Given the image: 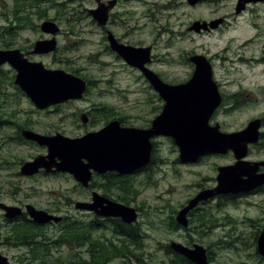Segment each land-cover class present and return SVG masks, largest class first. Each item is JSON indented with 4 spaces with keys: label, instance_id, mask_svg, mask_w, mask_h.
<instances>
[{
    "label": "rangeland",
    "instance_id": "374dc122",
    "mask_svg": "<svg viewBox=\"0 0 264 264\" xmlns=\"http://www.w3.org/2000/svg\"><path fill=\"white\" fill-rule=\"evenodd\" d=\"M127 1L128 6L121 10H131L133 13L129 17L135 18L131 22L138 24L130 38L155 45L157 56L154 66L162 64L163 70L179 79H186L192 66L185 62V57L191 51L203 53L213 62L227 92L241 90L245 97L251 93L246 98L247 104H239L238 109L226 110L227 103L225 108L221 107L218 120L225 131L240 130L249 120L264 116V64H261V58L264 57V1H251L252 6L242 15L235 14L238 0H208L203 5H190L186 0ZM59 2L63 7L61 15ZM150 2L158 4L154 12L146 5ZM14 7V0H0V48H8L4 46L6 43L3 40H12L11 47L21 48L27 54L31 50L30 44L41 31L37 32L27 26L18 27L14 29V39H10V34L5 32L11 26L10 19L14 20ZM93 7L95 0H46L41 3V9L47 12L49 18L61 17V69L72 73L76 69L78 75H86L94 80L90 92L84 98L73 104L61 105V130L69 136L83 135L87 126L81 123L80 113L94 103L123 111L129 116L128 125L147 127L160 112L155 107L160 103L156 91L144 85L140 76L126 69L122 61L107 49L103 33L88 10ZM32 15L34 23H41L39 14ZM220 17L227 20V24L222 27L202 32L188 29L195 20L210 21ZM28 56L32 60L42 61L49 68L60 67L58 53ZM2 67V72L13 74L8 72L10 65ZM3 88L4 93H0V110L13 115L12 121L28 122L39 132L54 131L59 126L60 115L56 107L50 110L37 109L26 95L16 90L11 80L7 79ZM73 113H77V116ZM14 125L0 123V201L12 204L19 198L43 207L49 205L47 200L56 201L63 215L90 220L89 213L74 207V201L83 200L87 194L77 186L72 175L63 173L30 178L20 174V160H29L43 149L37 144L10 139L8 136L16 134ZM94 127L98 128L97 125ZM94 127L89 126L88 129ZM155 141V163L147 171H136L126 176L127 189L116 190L114 194L123 195L129 205L139 210L137 224L143 247L137 253L141 259L138 261L133 255H127L124 259L119 256L107 264H168L169 254H166L165 246L173 240L185 243L190 238L194 243L205 246L208 253L213 252L215 258L211 259L210 264H264L254 253L252 243L255 226L248 220L264 218V193L241 197L237 202L219 207L215 202L209 203L200 211L201 214L207 211L205 220L208 217L211 219L203 225L205 232L189 235L184 229L173 227L174 211L186 203L199 184H207L209 178L217 174L218 165L233 162V154L184 163L178 159L179 149L173 140L161 136L156 137ZM251 149L248 159H264V143L260 147L252 146ZM68 198L74 201L69 203ZM226 213L238 220V223L226 219ZM63 225L61 223V228ZM2 226L4 231L10 228ZM234 227L244 232L236 234L233 232ZM60 230V226L54 223L48 227V233H51L53 239L49 240V245L42 252L43 258L34 259L33 262H23L26 255H32L26 247L3 251L12 257L11 264H62L61 259L72 258L74 254L77 259L88 256L86 247L74 248L59 241ZM108 236L112 238L113 234L108 233ZM238 237L242 239L240 244L237 243ZM113 241L121 244L117 238H113Z\"/></svg>",
    "mask_w": 264,
    "mask_h": 264
},
{
    "label": "water",
    "instance_id": "95a60500",
    "mask_svg": "<svg viewBox=\"0 0 264 264\" xmlns=\"http://www.w3.org/2000/svg\"><path fill=\"white\" fill-rule=\"evenodd\" d=\"M195 4L199 0H188ZM264 0H239L236 11L239 13L248 2ZM111 5H100L89 12L100 24L109 19ZM223 18L211 21L195 20L189 30L201 32L217 28ZM43 32L52 37L39 39L32 53L47 54L57 50L59 25L55 20L45 19L41 23ZM111 46L130 64L140 68L150 80L155 91L164 99L162 112L155 116L150 127L121 126L119 120H113L102 129L87 132L82 136L71 137L62 133L47 135L31 128H23L22 136L38 142L48 148L47 154H39L25 161L20 167L23 175H34L41 169L47 172L61 171L70 173L83 186H89L93 173L116 171L120 174L134 173L152 161L153 138L169 136L179 148L180 160L184 163L196 162L201 156L212 153H234L236 161L219 167L214 188L204 189L191 198L176 216L179 224L188 225V213L200 201L217 194L237 193L253 189L264 183V173H258L264 160L248 161L244 159L249 145L260 139L262 120L252 119L241 130L221 131L219 124L209 123L213 112L222 103V94L213 79V67L209 58L200 53L190 59L195 65L192 77L180 84H169L146 66L151 60L150 47H135L119 43L112 33L109 34ZM8 63L16 71L15 83L25 92L39 109L66 102L70 99H82L89 87L88 81L72 72L58 68H48L42 61H34L20 48H0V66ZM87 122V114L81 115ZM8 218L18 216L22 209L7 203H0ZM76 209L94 211L99 216L120 217L125 222L138 221L135 207L93 192L92 201L77 200ZM29 215L40 224L60 222L63 217L46 210L27 205ZM171 248L195 264H209L207 249L194 244L192 247L179 241H171ZM258 251L264 255V231L258 238ZM8 258L0 253V264H8Z\"/></svg>",
    "mask_w": 264,
    "mask_h": 264
},
{
    "label": "flooded vegetation",
    "instance_id": "af4514ba",
    "mask_svg": "<svg viewBox=\"0 0 264 264\" xmlns=\"http://www.w3.org/2000/svg\"><path fill=\"white\" fill-rule=\"evenodd\" d=\"M45 1L46 0H43L42 3H44ZM186 1L189 3L188 0H186ZM207 1L208 0H199L195 4H190V3L189 4L190 5H203ZM127 2H128L127 0H95V7H93V8H97L100 5H106V6H108V5L110 6L111 5L112 6V7H110V10H109V19L107 20V23L106 24H100L96 19H93L98 24V26L100 27V30L103 33V38H104V41L106 43L107 49H109L113 54H115L118 57V59H120L122 61V64H123V66L126 69H129V71H133L138 76H140L139 78H140L141 81L144 82V85H147L150 88H153L154 89V87L152 86V83L145 76V74L143 73V71L140 68L136 67V66L130 65L111 46V41L109 39V34L110 33H112L114 35V37L116 38V40L119 43H123L125 45H132V46H135V47H147V46H149L150 47V50H151V54H150L151 60L148 63H146V66L149 69H151L152 71H154L156 74H158V76L163 81H165V82H167L169 84H172V85L180 84V83H184V82L188 81L192 77L193 72L195 70V65L192 62V60L190 59V57L195 52L191 51L190 54L188 53V56L185 57V62L186 63H189L192 66L191 67V70H190V73H189V75H188V77L186 79H179L177 76H174L173 74H171V72L163 70V68H161L162 67V64L161 65L159 64L157 67L154 66V64L156 63V56H157V54L155 52L156 51L155 50V45L154 44H151V43H149V44L142 43L140 41H135V40H133V39L130 38V35L131 34L133 35L135 33L134 31H135V28L138 27V24L135 23V22L134 23L131 22L132 19L135 20V18H130L129 17V15L131 13H133V12H131V10H121V9H124L126 6H128V3ZM56 3H58V1H56ZM146 5H149V8H148V6H147V8L150 11H153V12L156 10V8H158V6H157L158 4H156L155 2H150V3H147ZM59 6L61 8V2H59ZM251 6H252V2L246 3L245 8L241 12H239V13L237 11H235V14L236 15H242L248 9H250ZM93 8H89V9H93ZM45 19H49V18H45ZM45 19H42L41 23ZM52 20H55L58 23V25H59V31H58L57 36H56L57 37V50L55 52H50V53H47V54H43V53H32V50L34 49V45H35V43L39 39H46V38L52 37L51 34H48V33L43 32V30L41 29V23H33L31 25H29V24L28 25H21L20 27L27 26V27H31L32 29H34L37 32L39 30L41 31V34L36 38V40L33 43L30 44V49L31 50L27 54L28 55H31V54H35V55H49V54L58 53V55H59L58 56V62L60 64V67L58 69L61 70V31H62L61 30V17L58 18V19H53L52 18ZM226 24H227V20L225 18H223L222 24L219 27H222V25H226ZM0 28H2V27H0ZM121 30H125V32L121 33L120 32ZM210 30H212V29L204 30V31H210ZM14 37H15L14 35L13 36H10V39H14ZM58 37H59L60 40L58 39ZM9 48H13V47H9ZM21 50L23 51V49H21ZM29 59H31V57H29ZM261 59H262L261 60L262 61L261 64L262 63L264 64V57H262ZM212 64H213V62H212ZM6 65H8V64H6ZM218 76H219V74H218V72L215 71L214 66H213V79L216 81V83H217V85L219 87V90H220V92L222 94V103L213 112V114L211 115L209 123L211 125L219 124L220 128L222 130H224L223 129V126H221L220 121L218 120V117H219V115L221 113L220 112L221 107L225 108L224 107L225 106V103H227V106L225 108L226 110L227 109L228 110L238 109L240 107L239 104H243V105L247 104L248 101L246 100V98L250 97L251 96V93L246 94L247 97L244 96L245 93L242 92L241 90H238V91H235V92L228 91L229 92L228 93L226 91V89H225L224 83L220 81V79H219ZM93 81L94 80L92 79V83L91 84H93ZM88 83H89V81H88ZM89 87H91L90 84H89ZM87 94H88V90H87V92H86L85 95H87ZM155 95L157 97V100H159V102H160L159 105H157L155 107H156V109H158L160 111L159 113H161L162 112V109H163V106L165 104V101H164V99L157 92L155 93ZM77 101H80V99H70V100H68L66 102H63V103L60 102V103L55 104V105H52V106H50L48 108L40 109V110H50L51 107H56V109L59 111V115H60L59 116V120H60L59 121V126L54 131L47 130V131H43L41 133H44V134H47V135H54V134H56L58 132L59 133H62V134H65L61 130V105L73 104V103H75ZM84 112L87 114V122H83L82 121V118H81V115ZM73 115L74 116H77V113H73ZM128 117L129 116H127L126 113H124L123 111H120L118 109H115L112 106H107L106 104H97V103H94L93 106H91L89 109L82 110V112L80 113L81 123L83 125L87 126L86 127L87 130H86L85 133H87V132H94V131L100 130L104 126H106L108 123H110L111 121H113V120H119L121 126H129L128 125L129 124V122H128L129 120L127 119ZM260 118L262 120V127H263V125H264V116H262ZM5 122L6 123L15 124L14 125V128H15V133L16 134L14 136H8V137L10 139H15L17 141L18 140L20 141V139L18 138L19 132L21 133V130L24 127H20L18 125L19 122L16 123V121H12L11 119H9L8 121H1L0 120V123H5ZM96 125L98 126V128L94 127ZM150 125H151V122H150ZM30 126H31V128H33L31 124H30ZM89 126H92L94 128L88 129ZM149 126H147V127H149ZM67 136H69V135H67ZM71 137H78V136H71ZM158 137H161V136H158ZM155 138L153 139L154 148H153L152 163L149 166H151L152 164L155 163V155L154 154H155V151H156V144H157V142L155 141ZM21 142L22 143L26 142V143L37 144V145H39L43 149V151L41 153H38V154L32 156V158L29 159V160L34 159L39 154H47L48 153V148L45 145H40L36 141H32V140L31 141H27V140L25 141V139L24 140L22 139ZM263 143H264V131H262V133L260 135L259 142H257L254 145H251V147L252 146H253V148L256 147V146L260 147L261 145H263ZM251 147L249 149V153L250 154H251V151H252ZM228 153H232L233 156H234V153L232 151H230ZM228 153H226V154H228ZM249 153H248L247 156L250 155ZM226 154H221V153L206 154V155L201 156L196 162H199L200 160H202L204 158L216 157V156H220L221 157V156L226 155ZM247 160H250V159L247 158ZM262 160H264V159H262ZM25 161H27V160H22V161L20 160L21 163H20L19 166L21 167V165ZM235 161H236V159H235V156H234V161L233 162H230V163L224 164V165L232 164ZM250 161H255V160H250ZM258 161H261V160H258ZM149 166H147V167H145L143 169H140L139 172L147 171ZM220 166H222V165H218L217 166V174H218V170H219V167ZM63 173H66V172H61V171H52V172L50 171V172H47L45 169H41L39 171V173L34 174V175H23V174L22 175L23 176H28L30 178H34V177H39V176H57V175H61ZM258 173H264V165H261L259 167ZM217 174L214 177L209 178V181H208L207 184H199L198 185V189L195 192H193V194L191 196H189V198H187L186 203L182 207H184L188 203V201L191 198H193L194 196H196L200 191H202L204 189H211V188H214L215 186H217V184H218ZM128 175H130V174H120L119 172H116V171H107V172H104V173L94 172L93 173V179L90 182L89 186H87V187L86 186H83L79 182H77L78 183L77 186L82 191H84L87 194L86 196H84V199H83L84 201H92V199H93V192H98V193H100L102 195H105L106 197H108L110 199H113V200H116V201L123 202V203L127 204L124 201L125 197L123 195H117L116 196L114 194L117 193L116 190L117 191H121V190L124 191V190L127 189L126 184H125V181H126L125 180V177L128 176ZM93 183L95 184L94 185L95 187H92L91 186V184H93ZM114 184H116V185H114ZM107 187H108V189H107ZM114 190H115V193H114ZM0 192H1V189H0ZM255 193H264V183L261 184V185H259V186L254 187L253 189L239 191L237 193L217 194V195L212 196V197H210V198H208L206 200H202V201L199 202V204L194 209H192L188 213V225L185 226V227L184 226H181L179 230H183L184 229L189 235H191L193 233H202V232H205V226L203 227V225H204V223H206V222L209 221L210 217H208L209 218L208 220H205L206 219L205 216H207L205 213L207 211L204 214H201L200 211L203 210V208L206 205H208L209 203H214L215 202L216 205H218V207H219L222 204H227V203H231V202L232 203L233 202H237L239 200V198L245 197V196H249V195H252V194H255ZM79 200H81V199H79ZM68 201H70L69 203H72L74 200L72 198H70V199L68 198ZM75 201H74V203H75ZM0 203H6V202L0 201ZM47 203L49 205L50 204L51 205L50 206L48 205L47 207H43V206H40V205L34 203L33 201H28V200L27 201H23V200L17 198V199H15V201H13L12 204L11 203H7L9 205H13V206L20 207L22 209V212L18 216L14 217V218H8V217H6L5 210L2 209L1 206H0V211L2 212V215L0 214V253L3 254V255H5L8 258V260H7L9 262L8 264H11L12 257H10L3 250L13 249V248H24V247H26L29 250H31L30 253L32 255L31 256H27L26 255L25 260H23V262H27V263L33 262L34 261V256H33V253H32V248L34 246V239H32V240H30V242L24 244L20 240H15V238H13V236L11 235L12 233H9L7 231H4L2 225L9 226V227H15L16 225H24V224H28L29 227L30 226H34V224L41 225L43 231L46 234L38 235L36 241H41V244L44 245V244H46L49 241V233H48L49 231H48V227L51 224L54 223L56 225H59L60 226V229H61V221L60 222L45 223V224L37 223L29 215V213L27 211V205H29V204L30 205H34L37 209L46 210V211H48L50 213H53L55 215H59V216L64 217V215L62 214L63 211H62V209H61L60 206H57V202L56 201H49V200H47ZM136 209L139 212L138 208H136ZM79 211L86 212V213H89L90 214V220H92L96 224H98V233H99L98 235L101 234V237L100 238L101 239H105L106 242H108V243H110V240H113V238H117L118 241L122 243V241H121L120 238L123 235H129V230H130V227L129 226L130 225H139V224H137L139 221L136 224H131V223L125 222L120 217H114V216H99L94 211H87V210H79ZM208 216H210V214H208ZM224 216H225L226 219H229L230 221H233L231 223H234V224H237L238 223V220H236L235 218H233L229 214L226 213V215H224ZM245 218H247V216ZM248 220L250 222H253V225L255 226V229H254V232H253V243H252V246L254 247V253H255L256 256L259 257V260L261 262H264V255H262L258 251V238H259V235L264 231V218H261V219L258 218L256 220L255 219H248ZM208 228L211 229L210 225L208 226ZM138 229H139V227H138ZM115 231L118 232V236L117 237H114V232ZM233 232H235L236 234L237 233L241 234L244 231H241V228L234 227ZM108 233L113 234V237L112 238H109ZM15 234L16 233H14V235ZM120 234H123V235H120ZM188 240H191L192 243L191 244L186 243ZM59 241H61L60 238H59ZM185 241H186L185 244L188 245V246H191V247L194 244H196V243L193 242V239L192 238L186 239ZM241 242H242L241 237H238L237 243L240 244ZM197 244H200V243H197ZM119 245H121V244H119ZM200 245H202V244H200ZM236 245H238V244H236ZM207 253H208V249H207ZM212 254H213L212 251H210V253H208V257H209L210 262H211V259L212 258L213 259L215 258ZM121 256H122L121 258L124 259L127 255H121ZM112 259L113 258L107 257V263L108 262H111ZM188 260H190V259H188ZM192 263H194V262H192ZM239 264H241V263H239Z\"/></svg>",
    "mask_w": 264,
    "mask_h": 264
},
{
    "label": "trees",
    "instance_id": "16d2710c",
    "mask_svg": "<svg viewBox=\"0 0 264 264\" xmlns=\"http://www.w3.org/2000/svg\"><path fill=\"white\" fill-rule=\"evenodd\" d=\"M15 1V7L13 9L14 11V20L10 19V27H7V31L5 33L10 34V36H15V28L20 27L21 25H31L34 23V18L32 14H39V17L41 19L43 18H49L47 12L43 9H41V3L43 0H14ZM51 1V0H47ZM55 2V0H54ZM33 9V10H32ZM35 9L37 11H35ZM59 13L61 15L63 11V7L58 8ZM13 21V22H12ZM12 22V23H11ZM1 37V33H0ZM2 38V37H1ZM3 40V43L5 47H11L13 45L12 40L9 42ZM8 43V44H7ZM4 69L3 67H0V93H4V83L8 80H11V84L16 88V90L19 93H22V95H25V93L21 90L19 86L15 84V73L13 69H9L8 72L13 74H7V72H2ZM74 73H78V70L73 69ZM85 79L89 81V84L92 85V79L87 77L86 75H81ZM90 92V87L88 89V93ZM13 115H9L6 112H2L0 110V120L1 121H8L9 119L13 118ZM20 127H27L31 128L30 124L28 122L24 123H18ZM149 125V124H148ZM18 138L20 141L24 138L19 132ZM171 139V138H170ZM172 140V139H171ZM26 141V140H25ZM23 159H21L22 161ZM150 166L148 167V169ZM147 169V168H146ZM95 184H91L92 187ZM116 185V184H114ZM115 187V186H114ZM116 188V187H115ZM105 189V188H104ZM108 189V187H107ZM115 193V190H114ZM121 195V194H117ZM124 201L129 204L128 199H124ZM174 213H177V210L174 211ZM173 219V227L177 230L180 229V225L177 223L174 217ZM97 221V220H96ZM98 222V221H97ZM63 227L59 231V237L61 239V242L66 243L68 245L73 246L74 248H80V247H86V251L88 253V256H81L79 259H77V256L74 254L72 258L69 259H61L62 264H107V257L115 258L119 257L121 255H133L138 261L141 259L138 256V251H140L143 247L141 244L140 238V232H139V225H130L129 235H123L120 239L122 241L121 245L116 244L113 240H110V243L101 240L99 238L98 233V224H96L92 220L83 219L81 217H75L70 215H64L63 220L61 221ZM9 233H12L11 235L15 240H20L22 243L26 244L30 242V240L34 239V246L32 248V253L34 256V259L43 258L41 255L44 252L46 245H49V241L46 244H41V241H36L37 236L41 234H46L41 225L34 224V226H28V224L24 225H16L15 227H10L7 231ZM14 233H16L14 235ZM51 235V233H50ZM49 235V240L53 239L52 236ZM47 236V235H46ZM118 236V232H114V237ZM48 237V236H47ZM54 242H57V239L53 240ZM61 242L59 245H61ZM186 243L191 244L192 241L188 240ZM167 254H169V261L168 264H194L190 260H188L186 257L174 252L170 244H167L164 248ZM140 263L141 260H140ZM126 264V263H125ZM132 264V263H130Z\"/></svg>",
    "mask_w": 264,
    "mask_h": 264
}]
</instances>
